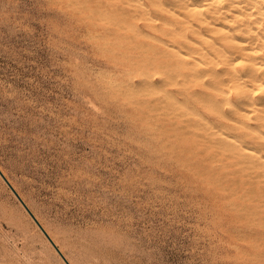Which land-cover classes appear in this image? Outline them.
Wrapping results in <instances>:
<instances>
[{
    "label": "rangeland",
    "instance_id": "374dc122",
    "mask_svg": "<svg viewBox=\"0 0 264 264\" xmlns=\"http://www.w3.org/2000/svg\"><path fill=\"white\" fill-rule=\"evenodd\" d=\"M119 1L0 0L1 171L71 264H264V170L231 144L250 129L175 90L207 76L162 65L191 50L144 35L145 10ZM220 78L218 104L234 93ZM0 264H66L1 175Z\"/></svg>",
    "mask_w": 264,
    "mask_h": 264
},
{
    "label": "bare ground",
    "instance_id": "6f19581e",
    "mask_svg": "<svg viewBox=\"0 0 264 264\" xmlns=\"http://www.w3.org/2000/svg\"><path fill=\"white\" fill-rule=\"evenodd\" d=\"M80 1V0H78ZM83 1V0H82ZM97 1V0H96ZM103 1V0H102ZM135 2H137V4L133 3L135 6V8L137 7L138 10L139 8L142 10H145V14H147V16H142L141 13V19L144 18L145 22L143 23L142 26H139L138 24H134L135 28H141L142 30H140V32L142 31L144 35L152 38V39H156L159 42H162L163 44H170V45H174V46H178L179 48H188L191 51L187 52V54L185 53L184 56L177 57V58H167L165 60H162L161 63L162 65H167V64H171V63H175L180 65L181 67L184 66L186 67L187 65L185 63H191L192 62V66H190L192 69V72L196 74L197 77L200 76H207L206 79L208 78V80L203 79L198 81V83L190 85V86H185V87H179L177 90L179 93L181 94H198L199 93H206L205 95H207L208 99L210 100H214V104L212 107V112L213 115L215 116V119L217 118V120H221V119H226L228 118L229 120L232 121V119H234V123H239L238 125L242 124V128H249L250 130L247 131L248 133H250L251 135L249 136L251 139V142L253 143L250 144L251 142H233L231 144H233V146L235 145V148L237 144L240 145V148L238 150H241V153L249 158V159L253 164L255 165H259L260 167L263 168L264 170V0H133ZM72 2V1H71ZM76 2V1H75ZM88 2V1H87ZM86 2V3H87ZM108 2V1H107ZM99 3V2H98ZM130 0H120L119 1V6H115L116 9H123L128 10L129 11V7L125 6L124 4L127 5H133ZM69 4V3H68ZM82 4V2H81ZM102 4V3H101ZM107 4V3H106ZM111 4V3H110ZM76 5V4H75ZM79 5V4H77ZM100 5V4H99ZM85 6V4H84ZM96 6V5H95ZM106 6V5H105ZM109 6V5H108ZM77 7V6H76ZM88 7V6H87ZM86 7V8H87ZM131 7V6H130ZM75 8V7H74ZM84 8V7H83ZM105 8V7H104ZM133 8V6H132ZM134 8V9H135ZM136 8V9H137ZM100 9V8H99ZM106 9V8H105ZM94 10V9H93ZM91 10V12L94 13H98L97 10L96 12ZM131 10V9H130ZM108 11V10H107ZM121 11V10H120ZM134 11V10H132ZM141 11H137V12H141ZM76 12L78 13V9L76 10ZM80 13V12H79ZM107 13V12H104ZM109 13V12H108ZM107 13V14H108ZM122 13V12H121ZM136 13V12H133ZM92 14V13H91ZM101 13H98V15H100ZM103 14V13H102ZM101 14V17H103ZM112 14V13H110ZM123 14V13H122ZM121 14V15H122ZM144 14V13H143ZM192 15V19H186L185 21V25L183 26V22L184 20L182 19V16H186V15ZM113 15V14H112ZM135 15V14H133ZM87 16V15H86ZM93 16V15H92ZM107 16V15H106ZM132 16V15H131ZM138 15H136L137 17ZM101 17H99L101 19ZM108 17V16H107ZM135 17V16H133ZM132 17V19H134ZM91 18V16H90ZM97 18V17H95ZM104 18V17H103ZM103 18L101 19V21L103 20ZM112 18V17H111ZM94 19V18H93ZM114 19V18H113ZM98 20V19H97ZM110 18L108 20L105 19V22H109L110 24ZM124 21V20H123ZM91 23V21H89ZM106 22V23H107ZM115 22L117 23V21L115 20ZM113 22V23H115ZM115 23V24H116ZM133 23V22H132ZM108 24V23H107ZM118 24V23H117ZM116 24V26H117ZM99 25V24H98ZM125 27L124 30L129 29L126 28V24L124 23ZM94 26V24H93ZM96 26V25H95ZM94 26V27H95ZM133 26V25H131ZM128 27V26H127ZM108 28V27H107ZM123 29V27H120ZM139 28V29H140ZM115 29V28H113ZM132 29V27L130 28ZM129 29V30H130ZM89 30V29H88ZM102 30V29H101ZM95 31V30H94ZM109 32V30H108ZM123 32V31H122ZM137 33L136 36H138V34L141 35V33ZM90 33V32H89ZM133 33H135L133 31ZM97 33L95 32V35ZM120 34V33H119ZM117 34V35H119ZM94 35V36H95ZM104 35V34H103ZM115 35V34H114ZM122 35V34H121ZM134 35V34H133ZM143 35V36H144ZM108 36V35H107ZM135 36V37H136ZM142 36V35H141ZM142 36V37H143ZM99 37V36H98ZM104 37V36H103ZM113 37V36H112ZM145 37V36H144ZM120 38V37H118ZM122 38V37H121ZM124 38V37H123ZM131 39V38H129ZM118 40V39H117ZM120 40V39H119ZM132 40V39H131ZM130 40V42H131ZM135 40V38H134ZM115 41V40H114ZM123 41V40H122ZM106 42V41H105ZM109 42V41H108ZM120 42V41H119ZM125 42V41H124ZM148 42V41H147ZM129 43V42H128ZM115 44V43H113ZM141 44V43H140ZM139 44V45H140ZM151 44V43H150ZM116 45V44H115ZM138 45V44H135ZM134 45V46H135ZM152 45V44H151ZM120 46V45H118ZM125 46V45H124ZM127 46V45H126ZM158 46V45H157ZM122 47V45L120 46ZM128 47V46H127ZM155 47V46H154ZM165 47L167 48V45H165ZM150 48V47H148ZM171 48V47H170ZM174 48V47H173ZM145 49V47H144ZM151 49V48H150ZM152 49L154 50V48L152 47ZM175 49V48H174ZM177 49V48H176ZM140 50V49H139ZM142 50V49H141ZM146 51V50H145ZM158 51V50H157ZM163 52V50H161ZM165 51V49H164ZM177 52L180 50H176ZM184 51V50H183ZM138 52V50H137ZM141 52V51H139ZM181 52V51H180ZM126 53V52H125ZM157 53L156 51L153 52V54ZM167 53V51L165 52ZM169 53V52H168ZM167 53V54H168ZM167 54H162L163 56L167 55ZM170 54V53H169ZM168 54V55H169ZM149 55V54H147ZM161 55V53H160ZM167 55V56H168ZM151 56V55H150ZM155 55H153L154 57ZM133 57V56H132ZM145 57V56H144ZM135 58V57H134ZM141 58V57H140ZM151 58V57H150ZM143 59V57H142ZM152 59V58H151ZM131 60V59H130ZM139 60V59H137ZM149 61V60H148ZM159 61V60H158ZM134 62V61H133ZM137 62H141L137 61ZM136 62V63H137ZM241 65V67H239V64ZM144 64V63H143ZM153 64V63H152ZM151 64V65H152ZM160 64V63H159ZM148 65V64H147ZM156 65V63H155ZM161 65V64H160ZM190 65V64H189ZM188 65V66H189ZM150 66V65H149ZM158 67V66H157ZM161 67V66H160ZM164 67V66H163ZM177 67V65H176ZM167 68H169L168 66H166V71L168 70ZM173 68V67H172ZM151 69V68H150ZM154 69V68H153ZM156 69V68H155ZM165 69V68H164ZM145 70H147V68H145ZM160 70V69H159ZM174 72V68L172 69ZM178 72L179 69H177ZM158 73V70H156ZM165 71V72H166ZM161 72V70H160ZM168 72V71H167ZM151 73V72H149ZM183 73V72H182ZM139 74V73H138ZM170 74V72H169ZM175 74V73H173ZM172 74V75H173ZM151 75V74H150ZM154 75V73H153ZM152 75V76H153ZM166 75V74H165ZM171 75V76H172ZM190 75V73H189ZM187 76V75H186ZM221 76H223V83H226V81L229 80L233 81V86H234V93L228 94V95H224L222 97V104L221 101L219 102L218 96H217V91H221L223 92V94H227L225 93V91H223V89H221L219 86V81L221 80ZM144 77V76H143ZM148 77H150L148 75ZM165 78V76H163ZM174 78V76H172ZM178 77V76H177ZM157 78V77H156ZM158 78H160V76H158ZM157 78V80H158ZM169 78V77H168ZM172 78V79H173ZM186 80V77H184ZM189 78V77H188ZM144 79V78H142ZM145 78V82H146ZM149 79V78H148ZM161 79V78H160ZM171 79V80H172ZM176 78H174L175 80ZM181 79V78H179ZM197 79V78H196ZM199 79V78H198ZM154 80V79H153ZM164 80V79H163ZM183 80V81H184ZM173 81V80H172ZM176 81V80H175ZM180 81V80H179ZM179 81L176 82H172L176 85H182L181 83H179ZM148 82V81H147ZM150 82H152V79L150 80ZM158 82V81H157ZM162 82V81H161ZM171 83V81H168ZM149 83V82H148ZM147 83V84H148ZM165 83V82H163ZM169 83V84H170ZM171 83V84H172ZM151 84V83H150ZM156 84V83H155ZM160 84V85H158ZM158 87L154 85L152 86L155 91L159 90L162 91V88H159V86H162L159 81L158 83ZM186 85V83H184ZM222 84V83H221ZM164 85V88L165 84ZM195 85H199L201 92H197L198 89L193 88ZM149 86V85H148ZM226 86V85H225ZM228 86V85H227ZM163 87V86H162ZM157 89V90H156ZM171 89V88H170ZM148 90V88H147ZM151 90V89H149ZM165 90V89H164ZM173 90V89H172ZM153 92V89L151 90ZM149 91V92H151ZM166 91V90H165ZM158 92V91H157ZM170 92V91H169ZM166 93V92H165ZM164 94V91L163 93ZM174 94V93H173ZM180 94V95H181ZM164 96V95H163ZM173 96V95H172ZM171 96V97H172ZM185 96V95H184ZM183 96V98H185ZM160 97V94H159ZM162 97V96H161ZM165 97V96H164ZM174 97V96H173ZM172 97V99H173ZM207 97H204V99ZM221 97V96H220ZM163 98V97H162ZM170 98V96H169ZM190 98V97H189ZM192 98V97H191ZM190 98V99H191ZM199 98V97H196ZM202 98V96H201ZM161 99V98H160ZM164 99V98H163ZM176 99V98H175ZM188 99V98H187ZM200 99V98H199ZM198 99V100H199ZM159 100V99H158ZM165 102L166 99H164ZM174 100V99H173ZM172 100V101H173ZM181 100V99H180ZM186 100V98H185ZM197 99H194L193 101H195ZM197 100V101H198ZM153 101V100H152ZM151 101V102H152ZM160 101V100H159ZM158 101V102H159ZM161 101H163L161 99ZM160 101V104H161ZM178 101V100H177ZM192 101V100H189ZM192 101V103H194ZM201 101V100H200ZM202 101H204L202 99ZM164 102V101H163ZM179 102V101H178ZM177 102V104H178ZM184 101H181L178 105L177 104H173L175 106V108H178L179 105H181V103ZM209 102V100H208ZM206 102V103H208ZM168 103V102H167ZM171 103V102H170ZM189 103V102H188ZM200 103V102H199ZM203 103V102H202ZM204 103V105L206 104ZM210 103V102H209ZM163 104V103H162ZM172 104V103H171ZM170 104V105H171ZM191 104V103H189ZM223 104L231 105L232 107L229 109L234 112L239 114L238 119L237 117L234 118L231 115L227 114V110L224 109ZM169 105V104H168ZM184 105V107L186 106V104H182ZM181 105V106H182ZM209 105V104H208ZM174 106H172L174 108ZM177 106V107H176ZM195 106V105H194ZM160 107V106H159ZM165 107V106H164ZM171 107V106H170ZM171 107V108H172ZM186 107H189L188 105ZM190 107H192L190 105ZM200 107V106H198ZM211 107V106H210ZM161 108V107H160ZM154 109V107H153ZM186 109V108H185ZM190 109V108H189ZM195 109V108H194ZM152 110V109H151ZM167 110V108H166ZM170 110V108L168 109ZM167 110V111H168ZM182 110V109H179ZM188 110V109H187ZM172 111V110H171ZM170 111V112H171ZM183 111V110H182ZM185 111V110H184ZM192 110L190 109L189 112H191ZM197 111V110H196ZM157 112V111H156ZM173 112L174 109H173ZM187 111H185L186 113ZM188 112V113H189ZM162 113L164 114V112L162 111ZM178 113V112H177ZM181 111H179V115ZM169 114V113H168ZM167 114V115H168ZM175 114V113H174ZM198 114V113H197ZM196 114V115H197ZM177 115V114H176ZM192 115V113H191ZM195 115V114H194ZM203 115V114H202ZM171 116V115H170ZM163 117V116H162ZM175 117V116H173ZM178 117V115H177ZM183 117V116H182ZM181 117V118H182ZM199 117V116H197ZM202 117V116H201ZM200 117V118H201ZM213 117V116H212ZM172 118V117H171ZM180 118V119H181ZM187 118V117H186ZM182 119L183 121L187 120V119ZM160 119V118H158ZM164 120V118H161ZM166 119V118H165ZM168 119V118H167ZM189 119V117H188ZM192 119V118H191ZM197 119V118H196ZM214 119V118H213ZM170 120V119H169ZM174 120V119H173ZM172 120V121H173ZM203 120V118L201 119ZM209 120V119H207ZM211 120V118H210ZM184 121V122H185ZM204 121H206L204 119ZM203 121V122H204ZM215 121V120H214ZM214 121L212 120V122L214 123ZM237 121V122H236ZM239 121V122H238ZM164 122V121H163ZM169 122V121H168ZM165 122V123H168ZM190 122V121H189ZM193 122V121H192ZM191 122V124H192ZM195 123L197 122V120L194 121ZM217 122V121H216ZM172 123V122H170ZM186 123H188V121H186ZM185 123V124H186ZM198 123V122H197ZM204 123H209L208 121L204 122ZM221 122H218V124H220ZM224 123V122H223ZM221 123V124H223ZM179 124V123H177ZM211 123H209L208 125H210ZM215 124V123H214ZM214 124H212L214 126ZM218 124L216 125L218 127ZM254 124V126H253ZM171 125V124H170ZM195 125V124H194ZM193 125V126H194ZM201 127V124H199ZM198 125V126H199ZM211 125V126H212ZM227 125V124H226ZM175 126V125H174ZM177 126V125H176ZM189 126V125H188ZM225 126V125H224ZM229 126V124H228ZM233 126V125H232ZM240 126V127H241ZM163 127H166L165 125ZM172 127V126H171ZM181 127V126H180ZM184 127V126H182ZM210 127V126H208ZM215 127V126H214ZM231 127V126H230ZM238 127V126H236ZM199 128V127H197ZM204 128V127H203ZM211 128V127H210ZM213 128V127H212ZM216 128V127H215ZM219 128V127H218ZM235 128V127H234ZM170 129V128H169ZM173 129V128H172ZM179 129V127L177 128ZM192 129V128H191ZM202 129V128H201ZM206 129V128H205ZM208 129V128H207ZM214 129V128H213ZM224 129L221 127V130ZM184 130V129H183ZM186 130V129H185ZM165 131V130H164ZM182 130L180 129V132ZM188 131V130H186ZM208 131V130H207ZM213 131V130H212ZM219 131L221 134L224 132ZM215 131V132H216ZM167 132V131H166ZM175 132H177L175 130ZM177 132V133H180ZM191 132V131H189ZM187 132V133H189ZM194 132V131H193ZM201 132V131H200ZM243 132V131H242ZM171 133V132H170ZM244 133V132H243ZM168 134V133H167ZM195 134V132H194ZM199 134V133H198ZM197 134V135H198ZM206 134V132H205ZM204 133H202L201 135H205ZM219 134V133H218ZM219 134V135H221ZM239 134V133H238ZM246 134V132H245ZM184 135V134H183ZM196 135V136H197ZM200 135V136H201ZM211 135H215L214 132L212 134H210V136L205 135V137H216V136H211ZM235 135V134H234ZM244 135V134H243ZM179 135H177L178 137ZM221 136H224L223 134ZM175 137V138H177ZM182 138H185V136H181ZM188 137V136H187ZM228 135H226V139H227ZM241 137V134H240ZM190 138V137H188ZM218 138V137H216ZM225 138V136H224ZM209 139V138H208ZM229 139V137H228ZM227 139V141H228ZM237 139V138H236ZM177 140V139H176ZM214 140V139H213ZM220 140V139H219ZM222 140V139H221ZM231 140H233V138H231ZM178 141V140H177ZM208 141V140H207ZM225 141V139H224ZM240 141V140H239ZM249 141V140H248ZM211 142V141H210ZM222 142V141H221ZM175 143V142H173ZM199 143V142H198ZM220 143V141H219ZM223 143V142H222ZM201 144V143H200ZM230 144V143H229ZM176 145V144H175ZM178 145V144H177ZM193 145V144H192ZM205 145V144H204ZM207 145V144H206ZM215 145L216 144H212ZM183 146V145H182ZM218 146V145H217ZM221 146V145H220ZM223 149H224V145ZM227 146V145H225ZM231 145H229L230 147ZM238 146V145H237ZM174 147V145H173ZM181 147V146H180ZM186 147V146H185ZM228 147V148H229ZM178 148V146H177ZM205 148V147H204ZM232 148V147H230ZM175 149V148H174ZM234 149V147L232 148ZM177 150V149H175ZM180 150V149H179ZM177 150V151H179ZM183 150V148H182ZM188 150V149H185ZM191 150V149H189ZM188 150V151H189ZM217 150V149H216ZM215 150V151H216ZM236 150V149H235ZM194 151V150H193ZM218 151V150H217ZM220 151V150H219ZM222 151V149H221ZM199 152H201V149L199 150ZM203 152V151H202ZM239 152V151H238ZM195 153V152H194ZM224 153V152H223ZM181 154H183L181 152ZM227 154V153H226ZM216 155V154H215ZM230 155V154H228ZM232 155V154H231ZM188 156V155H185ZM189 157V156H188ZM213 157V156H211ZM190 158V157H189ZM207 158H209L207 156ZM217 159V158H216ZM220 159V158H219ZM218 159V160H219ZM244 159V158H243ZM246 159V162L248 161ZM197 160V159H196ZM238 161V160H237ZM241 158L239 159L240 163ZM245 161V160H242ZM195 162V161H194ZM198 163V162H196ZM226 163V162H225ZM249 163V162H248ZM198 164H201L198 163ZM236 164V163H235ZM214 165V164H213ZM212 165V166H213ZM249 165V164H247ZM251 165V164H250ZM249 165V167L251 168V166ZM219 166V165H218ZM222 166V165H220ZM243 166V165H242ZM245 166V164H244ZM199 167V166H197ZM206 167V166H204ZM247 167V166H245ZM245 167H241V168H245ZM253 167V166H252ZM219 168V167H218ZM217 168V169H218ZM194 169V168H193ZM200 169V168H199ZM207 169V168H206ZM211 169V168H210ZM195 170V169H194ZM197 170V169H196ZM201 170V169H200ZM198 170V171H200ZM208 170V169H207ZM206 170V171H207ZM232 170V169H231ZM222 171V170H221ZM228 171V170H227ZM226 171V172H227ZM237 171V170H234ZM240 171V170H238ZM212 172V171H211ZM249 172V171H248ZM232 173V172H231ZM259 173V172H258ZM214 174V173H213ZM244 174V173H243ZM248 174V173H247ZM264 174V171L262 173H260V175ZM246 175V174H245ZM239 176V175H237ZM258 176V175H256ZM253 177V176H252ZM255 177V176H254ZM219 178H221L219 176ZM203 179V178H202ZM228 179V178H226ZM247 179V178H245ZM200 180V178L198 179ZM219 180V179H218ZM236 180V179H235ZM258 179H256L257 181ZM263 180V179H261ZM10 181V180H9ZM248 180H246L247 182ZM255 180H253L254 182ZM259 181V180H258ZM11 182V181H10ZM208 182V181H206ZM223 182V181H222ZM221 182V183H222ZM234 183V181H231ZM236 182V181H235ZM245 182V183H246ZM250 182V181H249ZM252 182V181H251ZM220 183V184H221ZM238 183V182H237ZM243 183V184H245ZM232 184V183H231ZM230 184V185H231ZM239 184V183H238ZM237 184V186H238ZM225 186V185H224ZM236 186V187H237ZM253 186V185H252ZM230 187V186H229ZM248 187V186H247ZM208 187H206L207 190ZM226 188V187H225ZM246 188V187H245ZM263 188V187H262ZM252 189V188H251ZM253 190V189H252ZM211 191V190H210ZM245 191V190H244ZM249 191V190H248ZM251 192V191H250ZM216 193V192H215ZM219 193V192H218ZM212 194V193H211ZM225 194V193H224ZM223 194V195H224ZM234 194V192H233ZM216 195H218L216 193ZM241 196V195H240ZM243 196V195H242ZM221 197V196H220ZM257 197V196H256ZM259 197V196H258ZM257 199V198H256ZM254 200V199H252ZM231 203V201H229ZM237 203V201H236ZM227 204V203H226ZM264 204V203H263ZM262 205V203H261ZM235 207V206H234ZM31 208V207H30ZM240 208V207H239ZM232 209V208H231ZM242 210V209H241ZM33 211V210H32ZM252 211V210H251ZM260 211H262L260 209ZM254 212V211H253ZM252 212V213H253ZM258 212V211H257ZM256 212V213H257ZM255 213V212H254ZM241 215V214H239ZM37 216V215H36ZM38 217V216H37ZM258 217V216H257ZM256 217V218H257ZM247 225V224H246ZM263 224H261L262 226ZM248 226V225H247ZM251 227V226H250ZM245 229V228H244ZM251 230V228H250ZM253 231V230H251ZM256 232V231H255ZM261 232V231H260ZM250 233V232H249ZM259 233V232H258ZM86 242V241H85ZM89 243V242H88ZM93 245V244H92ZM97 245V244H96ZM82 246V245H79ZM85 246V245H84ZM61 250V249H60ZM66 252V251H65ZM80 252V251H79ZM94 253V251H93ZM97 253V252H96ZM65 254V253H64ZM98 255V254H97ZM92 256V254H91ZM94 258V256H92ZM109 261V260H108ZM92 263V262H91ZM111 263V262H110ZM109 263V264H110Z\"/></svg>",
    "mask_w": 264,
    "mask_h": 264
},
{
    "label": "water",
    "instance_id": "95a60500",
    "mask_svg": "<svg viewBox=\"0 0 264 264\" xmlns=\"http://www.w3.org/2000/svg\"><path fill=\"white\" fill-rule=\"evenodd\" d=\"M0 175L2 176V178L5 180V182L8 184V186L11 188V190L14 192V194L16 195V197L19 199V201L22 203V205L25 207V209L28 211V213L32 216V218L34 219V221L36 222V224L39 226V228L42 230V232L46 235V237L48 238V240L51 242V244L54 246V248L56 249V251L59 253V255L62 257V259L65 261L66 264H71L68 259L65 257V255L63 254V252L60 250V248L56 245V243L54 242V240L50 237V235L47 233V231L45 230V228L42 226V224L38 221V219L36 218V216L33 214V212L30 210V208L27 206V204L24 202V200L21 198V196L18 194V192L14 189V187L12 186V184L9 182V180L7 179V177L4 175V173L1 171L0 169Z\"/></svg>",
    "mask_w": 264,
    "mask_h": 264
}]
</instances>
